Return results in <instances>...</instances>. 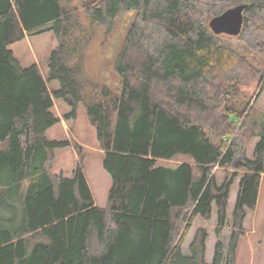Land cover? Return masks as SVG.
I'll use <instances>...</instances> for the list:
<instances>
[{"label": "trees", "instance_id": "16d2710c", "mask_svg": "<svg viewBox=\"0 0 264 264\" xmlns=\"http://www.w3.org/2000/svg\"><path fill=\"white\" fill-rule=\"evenodd\" d=\"M71 1L0 0V264H237L264 175V123L253 134L252 156H242L219 183L213 168L234 165L243 149L241 130L234 136L241 110L218 96L224 85L236 93L248 63L208 21L246 4L233 37L264 54V0H85L90 25ZM131 10L112 88L85 71L87 31L111 33L115 19ZM45 26L58 39L46 78L10 49ZM258 78L264 82V74ZM53 79L56 89L48 87ZM54 99L71 108L66 118L82 103L96 129L111 181L105 206L97 204L79 162L71 176L48 171L55 149L78 147L45 136L60 120ZM178 156L189 160L160 163ZM214 206L217 240L209 262L205 228L187 253L182 247L193 219H209Z\"/></svg>", "mask_w": 264, "mask_h": 264}, {"label": "rangeland", "instance_id": "374dc122", "mask_svg": "<svg viewBox=\"0 0 264 264\" xmlns=\"http://www.w3.org/2000/svg\"><path fill=\"white\" fill-rule=\"evenodd\" d=\"M85 0H72L71 9L76 11L79 20L83 25L88 20L83 10ZM135 11L121 13L114 22L111 33H106L103 27H91L89 42L85 50V71L88 77L95 79L107 86L116 88L119 78L115 74L113 64L121 43L132 23ZM232 48H234L248 64L237 84L236 93L226 91L219 95L222 104L229 103L237 110H241L239 123L235 128L234 136L241 130L239 138L243 152L236 155L234 165L230 167H214V175L220 183L226 175L235 168V164L242 156L251 157L257 136L253 135L258 131L259 126L264 123V82L260 81L258 74H264V54H259L249 49L243 42L233 36L223 37ZM58 45V39L48 26L42 27L37 32L26 34V36L10 45L14 55L23 66L36 63L46 78L48 75V57L50 51ZM251 65V68H250ZM250 68V69H249ZM252 69L254 73H252ZM257 72V73H255ZM60 86L58 80H50L48 87L56 89ZM229 89V88H227ZM71 108L62 100L54 99L53 113L59 117V122L46 130L45 136L50 139L70 140L77 143L79 149L72 145L55 149L52 160L48 163V171L51 174H64L71 176L77 163L82 164L87 181L91 187L93 196L98 205L103 206L108 196L110 187V175L103 168V150L100 149L97 141L96 129L89 122L86 109L82 103L77 107L76 116L66 118L65 115ZM182 160H189L186 156H178L169 161L160 163L174 164ZM237 177L231 186L230 198L227 206V216L233 209L237 190ZM217 213L215 206L209 219L199 216L191 222L190 228L183 243V252H188V246L193 240L199 228H205L208 233L206 240V260L211 261L213 257L214 244L217 240L215 227ZM245 235L242 237L238 247L237 264H264V175L262 176L258 202L255 209L249 210L244 222ZM230 235V228L227 226L221 234L224 243Z\"/></svg>", "mask_w": 264, "mask_h": 264}, {"label": "water", "instance_id": "95a60500", "mask_svg": "<svg viewBox=\"0 0 264 264\" xmlns=\"http://www.w3.org/2000/svg\"><path fill=\"white\" fill-rule=\"evenodd\" d=\"M246 4L227 8L222 13L211 17L208 26L214 34L237 36L243 26V10Z\"/></svg>", "mask_w": 264, "mask_h": 264}, {"label": "crops", "instance_id": "0c3cea01", "mask_svg": "<svg viewBox=\"0 0 264 264\" xmlns=\"http://www.w3.org/2000/svg\"><path fill=\"white\" fill-rule=\"evenodd\" d=\"M106 202H107V198H106V201L103 203V206H105V205H106Z\"/></svg>", "mask_w": 264, "mask_h": 264}]
</instances>
